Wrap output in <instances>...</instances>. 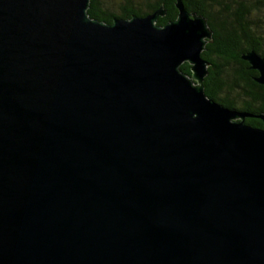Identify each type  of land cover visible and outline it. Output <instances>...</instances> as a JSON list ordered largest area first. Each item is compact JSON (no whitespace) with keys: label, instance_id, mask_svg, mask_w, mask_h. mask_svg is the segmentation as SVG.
Returning a JSON list of instances; mask_svg holds the SVG:
<instances>
[{"label":"water","instance_id":"1","mask_svg":"<svg viewBox=\"0 0 264 264\" xmlns=\"http://www.w3.org/2000/svg\"><path fill=\"white\" fill-rule=\"evenodd\" d=\"M176 7L0 0V264H264V112L207 96L213 31Z\"/></svg>","mask_w":264,"mask_h":264},{"label":"trees","instance_id":"2","mask_svg":"<svg viewBox=\"0 0 264 264\" xmlns=\"http://www.w3.org/2000/svg\"><path fill=\"white\" fill-rule=\"evenodd\" d=\"M190 12L207 18L213 31L206 44L203 57L209 62V73L204 79L205 92L219 104L252 115L264 112V85L255 77L258 72L250 68L242 54L255 51L264 57V0H183ZM161 6L166 15L157 23L165 25L178 15L176 0H90V17L106 23L114 18L145 16ZM190 64L181 69L191 74ZM245 122L264 128L256 116Z\"/></svg>","mask_w":264,"mask_h":264},{"label":"flooded vegetation","instance_id":"3","mask_svg":"<svg viewBox=\"0 0 264 264\" xmlns=\"http://www.w3.org/2000/svg\"><path fill=\"white\" fill-rule=\"evenodd\" d=\"M163 7V6H162ZM164 8V7H163ZM167 13V12H166ZM166 15V14H165Z\"/></svg>","mask_w":264,"mask_h":264}]
</instances>
